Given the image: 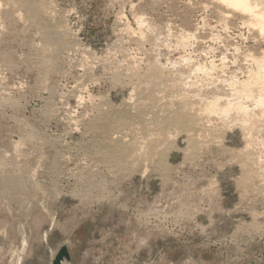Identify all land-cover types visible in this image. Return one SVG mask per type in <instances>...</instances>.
Returning <instances> with one entry per match:
<instances>
[{
  "label": "rangeland",
  "instance_id": "374dc122",
  "mask_svg": "<svg viewBox=\"0 0 264 264\" xmlns=\"http://www.w3.org/2000/svg\"><path fill=\"white\" fill-rule=\"evenodd\" d=\"M134 15L171 41L198 37L174 57L240 67L259 52L207 0H0V179L18 182L0 180V264L22 237L21 264H264V195L240 183V131L195 154L184 132L153 129L181 90L157 86L163 97L142 104L145 80L127 67L143 74L156 51L137 43ZM108 139L138 149L107 158ZM149 139L163 157H144Z\"/></svg>",
  "mask_w": 264,
  "mask_h": 264
},
{
  "label": "bare ground",
  "instance_id": "6f19581e",
  "mask_svg": "<svg viewBox=\"0 0 264 264\" xmlns=\"http://www.w3.org/2000/svg\"><path fill=\"white\" fill-rule=\"evenodd\" d=\"M207 1L218 6L219 21L224 26L232 23L236 16L248 27L253 43L259 49L256 51L259 52H255L254 48H246L242 54V59L246 61L244 66L238 64L240 67H237L236 60L229 66L223 57L219 61H208L209 66L191 57H174L171 52L185 47L188 39L197 40L198 37L195 34L183 32L180 36L174 35L175 39L171 41V37H168L171 35H163L161 30L151 27L149 22L134 15L135 22L138 23L137 43L143 40L149 41L152 51L155 50L156 53L148 62L143 74L134 66V68L127 67V70L131 71L133 78L145 80L146 88L143 89L142 104L163 97L158 95L160 91L157 86L164 88L161 89L162 93L166 88L171 90L180 87L179 92L171 91L174 99L169 100L163 110L160 109V119L155 116L150 123L155 127L153 129L164 138L172 139V135L176 136L184 132L187 136V150L190 152H195L202 143L213 139L220 144L219 139L227 129H238L244 142L243 147L234 153V159L241 170L240 183L245 187L255 186L254 189H258L260 193L262 192L261 195H264V0ZM37 14L41 15L39 12ZM161 45L164 46L163 51L160 49ZM164 54V60L158 56ZM236 68L243 70L245 75L238 76ZM140 114L141 111H138L135 117ZM154 140L149 139L151 142H146L143 148L141 147L144 157H163L161 150L166 146L161 144L164 148H159V139L155 141L156 143ZM102 146L107 150V158H114L116 155L130 156L138 149L135 144L124 142L120 144V141L115 142L109 139L103 141ZM129 164L133 166L132 161ZM4 178V181L0 180L5 189L17 186V181L13 177ZM43 238L46 240V233L43 234ZM26 245V239L22 237L21 249L14 256L13 264H21V252Z\"/></svg>",
  "mask_w": 264,
  "mask_h": 264
}]
</instances>
